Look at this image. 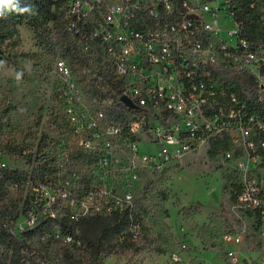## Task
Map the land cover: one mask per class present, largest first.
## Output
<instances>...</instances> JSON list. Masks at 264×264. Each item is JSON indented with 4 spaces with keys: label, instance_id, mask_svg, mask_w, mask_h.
<instances>
[{
    "label": "built area",
    "instance_id": "2783aa9c",
    "mask_svg": "<svg viewBox=\"0 0 264 264\" xmlns=\"http://www.w3.org/2000/svg\"><path fill=\"white\" fill-rule=\"evenodd\" d=\"M232 3L69 0V14L84 29H75L73 22L67 29L82 35L78 45L84 58L90 59L83 73L96 82L99 97L91 94L98 107L93 114L77 110L75 104L89 93L67 60L57 59L51 74L66 100L64 116L78 151L62 152V168L74 153L82 152L113 175L118 172L114 152L122 151L136 159L129 172L132 179L139 170L161 171L202 148L211 150L213 144L222 148L227 143L228 149H220V155L233 162L235 202L264 225V0H250L259 14L261 31L255 37L237 21ZM93 13L95 18L90 20ZM94 50L100 61L89 56ZM105 75L120 86L119 92L109 93ZM123 97L133 107L122 102ZM114 107L127 108L125 124L108 114ZM144 141L160 146V152L143 153ZM96 190L92 188L77 203L66 190H61V198L72 207L81 203L83 209L76 216L110 215L112 205L133 206L129 194L120 197L112 189L110 199ZM49 199L50 204L57 202L55 197ZM33 225L32 218L27 227ZM17 226L13 232L20 236ZM224 241L233 247L227 253L229 263H243L238 248L241 236L229 234ZM259 264H264V253Z\"/></svg>",
    "mask_w": 264,
    "mask_h": 264
},
{
    "label": "rangeland",
    "instance_id": "374dc122",
    "mask_svg": "<svg viewBox=\"0 0 264 264\" xmlns=\"http://www.w3.org/2000/svg\"><path fill=\"white\" fill-rule=\"evenodd\" d=\"M88 17L94 19L95 13ZM19 31L20 43L6 45L5 53L0 56V111L9 106L16 108L9 114L11 125L5 126L4 138L30 149L37 146L43 135L48 136L49 145L44 152L55 169L43 179L9 189L6 200L19 205L21 210L17 221L19 233L33 218L35 225L27 228L40 227L34 242L49 259L55 258L62 248L72 246L74 242L52 226L51 216L68 206L61 198V190L73 194L71 187L86 178L91 179L98 195L104 194L105 198H112L109 193L112 189L120 197L131 195L140 215L139 242L144 249L139 253L106 257V264H230L227 253L233 247L224 241L229 234L242 238L238 247L244 260L241 264L260 263L264 253V225L237 206L231 186L233 162H225L220 154L210 157V150L202 148L184 156L180 162L162 167L161 171L139 170L138 167L139 174L132 179L130 173L136 159L122 151L114 152L118 172L113 175L107 169L79 159L70 160L62 168L59 164L62 152H78L64 116L66 100L59 93L57 77L51 74L57 59L64 57L60 51L53 58L41 50L33 32L25 26H20ZM97 51L89 53L95 61L100 58ZM75 107L91 114L98 109L90 93H85ZM160 149L145 141L141 145V151L147 154H157ZM0 164L30 173L34 168L26 158L2 152ZM50 197H55L57 202L50 204ZM91 204L88 203L89 207ZM55 208L58 211L55 212ZM82 209L81 203L72 207L77 214ZM98 233V227L86 231L89 237ZM77 248L80 254H85L81 244L78 243Z\"/></svg>",
    "mask_w": 264,
    "mask_h": 264
},
{
    "label": "trees",
    "instance_id": "16d2710c",
    "mask_svg": "<svg viewBox=\"0 0 264 264\" xmlns=\"http://www.w3.org/2000/svg\"><path fill=\"white\" fill-rule=\"evenodd\" d=\"M232 2L235 5L233 15L238 22L244 24L248 35L259 36V31H261L258 24L259 14L257 10L250 7V0H232ZM15 3L17 9L28 7L31 10L28 12L12 10L4 17H0V56L5 53L6 45L20 43L19 27L25 26L33 32L41 50L51 54L53 58H56L59 51L62 52L64 59L71 65L84 89L94 97H99L96 82L83 73L84 66H90V59L84 58L78 45L82 35L67 29L68 24L72 22L75 29H84L81 22L75 25L77 19L69 14V0H15ZM109 77L108 75L104 77L105 84L111 86L109 93L119 92L120 86L114 84ZM15 109L14 106H9L0 111V152L26 158L28 163L34 164V168L30 173L23 169L0 166V264H106L104 261L106 257L125 252H141L144 247L139 242L138 230L142 224L139 220L137 206L134 205L124 204L117 208H115L116 205H112L114 210L108 215L109 217H103L104 215L95 212L76 216L72 206H62L64 208L51 217L52 226L58 228L63 237L71 238L74 244L62 248L55 258L49 259L44 250L38 249L35 245V236L39 233V226L24 230L20 236L15 235L13 229L21 217V210L19 205L6 200L9 189L11 187L20 188L38 178L43 179L55 170L47 160L48 154L44 152L49 145L48 136L43 135L37 146H32L30 149L23 144L5 140V126L11 125L9 114ZM126 111L125 107H114L108 110V114L116 121L125 124ZM221 147L228 149L229 146L223 143ZM222 148L213 144L209 156L216 157L221 153ZM33 149H37V152L35 153ZM73 159L88 161L90 164L95 161L93 156L82 152L72 155L71 160ZM72 173V170L69 171L70 175ZM70 186L72 184L68 187ZM78 186H80L79 189ZM91 189V179L86 178H82L78 185L72 186L71 192L75 202L77 203ZM232 190L235 200L237 185H234ZM54 211H58L57 208ZM93 227H98L99 233L95 237H89L86 231ZM78 243L84 248L85 254H80V248H77Z\"/></svg>",
    "mask_w": 264,
    "mask_h": 264
},
{
    "label": "clouds",
    "instance_id": "9594fccd",
    "mask_svg": "<svg viewBox=\"0 0 264 264\" xmlns=\"http://www.w3.org/2000/svg\"><path fill=\"white\" fill-rule=\"evenodd\" d=\"M19 10L20 12H28L31 9L28 7L17 9L15 0H0V17H4L7 12Z\"/></svg>",
    "mask_w": 264,
    "mask_h": 264
},
{
    "label": "water",
    "instance_id": "95a60500",
    "mask_svg": "<svg viewBox=\"0 0 264 264\" xmlns=\"http://www.w3.org/2000/svg\"><path fill=\"white\" fill-rule=\"evenodd\" d=\"M122 102H124L129 107H133V104L131 103V101L126 97L122 98Z\"/></svg>",
    "mask_w": 264,
    "mask_h": 264
}]
</instances>
